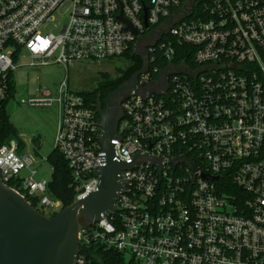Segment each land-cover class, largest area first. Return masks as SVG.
<instances>
[{
  "label": "built area",
  "instance_id": "1",
  "mask_svg": "<svg viewBox=\"0 0 264 264\" xmlns=\"http://www.w3.org/2000/svg\"><path fill=\"white\" fill-rule=\"evenodd\" d=\"M65 4L68 18L54 32ZM134 44L168 63H148L138 92L122 96L110 143L125 163L123 189L115 211L79 219L74 264H113L115 256L124 264H264V0H0V116L23 50L30 65L66 67ZM176 44L193 47L192 66L170 62ZM19 102L56 109L53 146L74 200L95 190L93 170L104 163L95 108L66 78L55 93ZM33 163L17 139L0 145L2 183L48 216L62 204Z\"/></svg>",
  "mask_w": 264,
  "mask_h": 264
},
{
  "label": "water",
  "instance_id": "2",
  "mask_svg": "<svg viewBox=\"0 0 264 264\" xmlns=\"http://www.w3.org/2000/svg\"><path fill=\"white\" fill-rule=\"evenodd\" d=\"M118 18L134 34L137 33L120 15ZM144 24L146 26V22ZM162 34V31L157 32L156 37L151 39L152 44ZM133 53L142 59L141 67L127 81L109 92L104 100V108L100 102L95 107L100 126L98 141L104 152V163L93 170V175L98 178L95 190L61 207L51 217H46L0 180V264H74L81 215L92 223L115 211V198L123 189L120 173L125 163L114 158L110 140L117 138V124L122 117V96L131 91L138 92L137 76L144 73L148 66L147 56L135 44ZM163 75L165 78L167 73ZM165 91L166 87L163 89ZM147 92L148 87L143 95ZM155 92L159 93V90L155 89ZM203 176L215 178L206 174Z\"/></svg>",
  "mask_w": 264,
  "mask_h": 264
},
{
  "label": "rangeland",
  "instance_id": "3",
  "mask_svg": "<svg viewBox=\"0 0 264 264\" xmlns=\"http://www.w3.org/2000/svg\"><path fill=\"white\" fill-rule=\"evenodd\" d=\"M66 8V4L61 6L53 15L54 32L66 22L68 18ZM30 61L29 54L24 50L15 59V68L12 71L13 88L6 102L5 111L17 131V138L23 142V151L33 157L34 163L31 168L36 170L35 178L49 179L51 167L46 161V156L54 148L56 109L29 106L20 103L19 99L41 90L53 94L64 78L70 89L90 91L103 81V73L108 80H114L130 65V62L125 57H114L96 61L78 60L64 67L58 63L30 65ZM25 173L26 171L22 172ZM127 258L126 255L125 259Z\"/></svg>",
  "mask_w": 264,
  "mask_h": 264
},
{
  "label": "trees",
  "instance_id": "4",
  "mask_svg": "<svg viewBox=\"0 0 264 264\" xmlns=\"http://www.w3.org/2000/svg\"><path fill=\"white\" fill-rule=\"evenodd\" d=\"M174 55L170 62H184L185 64L192 66V50L193 47L183 44L174 45ZM118 57H125L129 60L130 65L122 70L120 75L114 80H108L106 74L103 73V81L98 83L97 87L90 91H80V94L84 97L85 101L95 108L97 103L100 102L102 108H104V100L106 96L127 81L129 77L137 71L142 65V59L133 53L132 47L128 48L124 53ZM152 59V60H151ZM149 67L156 65L159 68L164 67L168 61L161 57V53L155 50L152 53V57H148ZM105 79V80H104ZM12 92V88H11ZM10 92V95H11ZM6 102L3 105V110L0 116V145L8 142L12 137L17 138V131L9 121V117L5 111ZM20 146H23V142L17 138ZM46 161L51 167L50 177L48 180V192L51 197L60 200L62 207L66 206L74 201V187L72 185V179L67 167V163L56 148H53L46 156ZM31 206L36 209V205L31 202ZM54 213L49 214L47 217H51ZM114 255V254H113ZM113 264H124L120 261V258L113 257Z\"/></svg>",
  "mask_w": 264,
  "mask_h": 264
},
{
  "label": "flooded vegetation",
  "instance_id": "5",
  "mask_svg": "<svg viewBox=\"0 0 264 264\" xmlns=\"http://www.w3.org/2000/svg\"><path fill=\"white\" fill-rule=\"evenodd\" d=\"M143 51H144V50H143ZM143 51H142V52H143ZM143 54H145V52H144ZM81 217H82V215H81ZM81 217H80V218H81Z\"/></svg>",
  "mask_w": 264,
  "mask_h": 264
}]
</instances>
